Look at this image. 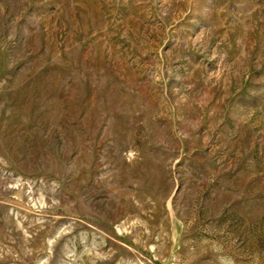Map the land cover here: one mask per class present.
<instances>
[{
	"label": "rangeland",
	"instance_id": "374dc122",
	"mask_svg": "<svg viewBox=\"0 0 264 264\" xmlns=\"http://www.w3.org/2000/svg\"><path fill=\"white\" fill-rule=\"evenodd\" d=\"M0 264H264V0H0Z\"/></svg>",
	"mask_w": 264,
	"mask_h": 264
}]
</instances>
